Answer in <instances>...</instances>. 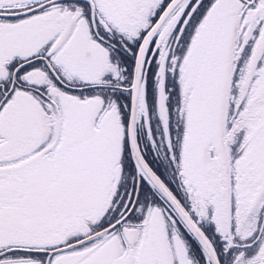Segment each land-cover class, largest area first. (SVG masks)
Here are the masks:
<instances>
[{
  "label": "snow or ice",
  "instance_id": "6c2138e0",
  "mask_svg": "<svg viewBox=\"0 0 264 264\" xmlns=\"http://www.w3.org/2000/svg\"><path fill=\"white\" fill-rule=\"evenodd\" d=\"M0 264H264V0H0Z\"/></svg>",
  "mask_w": 264,
  "mask_h": 264
}]
</instances>
